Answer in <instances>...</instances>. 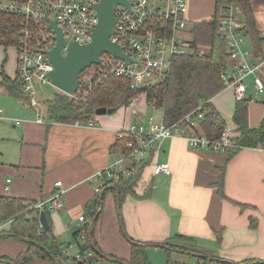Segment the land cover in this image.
Here are the masks:
<instances>
[{"label": "crops", "instance_id": "1", "mask_svg": "<svg viewBox=\"0 0 264 264\" xmlns=\"http://www.w3.org/2000/svg\"><path fill=\"white\" fill-rule=\"evenodd\" d=\"M187 2L192 23L214 13L215 0H202L198 8L190 5L191 0ZM248 3L247 17L252 28L261 33L264 0ZM241 20L245 24L246 16L242 13ZM247 45L253 46L250 36ZM8 48L15 51L13 73L4 69L6 48L0 45V196L22 198L26 202L45 201L57 191L54 183L61 181L63 206L48 213L51 235L61 250L74 242L80 215L90 223L86 206L100 196V214L92 228L95 253H100V257L92 251L91 262L127 263L130 258V243L124 237L127 235L132 240L149 243L145 249L148 259L154 252L160 261L158 250H162L166 264H199L203 256L213 258L214 264L264 263V140L256 147H236L227 152L195 149L179 137L163 139L156 150L149 152L150 157H145L134 194H125L118 204L112 190L101 189L94 195V187L103 184L95 176L124 155L111 150L119 133L144 122L153 110L146 107L143 98L132 106L119 107L112 115L92 116L91 126L86 122L36 123L28 101L10 93L4 81V76L16 78L17 50L15 46ZM258 48L264 76V40ZM233 65L234 61L226 59V67ZM247 87L246 98L252 97L250 101L244 99L247 125L258 128L264 119V93L256 96L253 84ZM210 101L230 129L229 135L236 137L239 131L232 120L236 103L232 89L224 87ZM156 118L161 119L159 112ZM16 120H20L19 124ZM126 162L119 165L121 169L132 165ZM162 162L168 163L170 174H154V165ZM221 170L222 193L218 189ZM175 234L191 237L192 243L189 240L174 243L193 251H166L160 244H152L168 241ZM76 247L68 253L73 255ZM28 248L29 244L20 238L0 237V264H12ZM111 256L126 262L119 263ZM26 264L55 263L48 256L37 255Z\"/></svg>", "mask_w": 264, "mask_h": 264}, {"label": "built area", "instance_id": "2", "mask_svg": "<svg viewBox=\"0 0 264 264\" xmlns=\"http://www.w3.org/2000/svg\"><path fill=\"white\" fill-rule=\"evenodd\" d=\"M100 0H0V12L21 17V30L17 46L16 76L20 81V95L24 97L34 110L35 121L46 123L47 108L42 106V98L37 96L40 90L44 98L52 99L45 89L50 84L48 74L53 70L47 52L56 44L55 31L50 22L62 30L65 39L63 53L69 44L77 42L85 44L91 41L92 33L97 23L94 5ZM128 6L114 5V32L110 40L126 53L130 61L116 58L104 53L100 56V64H92L80 72L78 87L69 95L64 93L74 103H78L92 91L108 75L124 77L129 81L132 90H142L155 82L163 80L169 69L173 57L191 52L193 45L192 22L188 17L187 0H127ZM218 32L224 39L227 60L234 61L232 67H225L220 73L223 85L231 88L234 99L241 101L246 98L248 85L246 80L251 78L256 96L264 93V76L261 75L263 59L255 55L253 48L247 45L248 31L241 20V10L238 4L229 3L220 9L218 17ZM264 37V31L261 32ZM198 53L201 48L196 47ZM51 85V84H50ZM61 92V91H60ZM138 96L131 98L132 106ZM148 108L155 111L153 104ZM1 112V109H0ZM206 112L202 105L196 106L176 121L165 124L162 119L148 115L144 122L131 125L126 131H121L118 137L126 135L129 140L126 146L131 149L116 162L107 165L96 174V178L104 183L107 179L119 180L126 177L132 170V165L120 168L123 161L132 162L147 156L149 151L157 148L160 141L170 138H183L195 149L221 150L232 152L236 145L230 129L224 128L217 139H213L196 127ZM20 120L15 123L19 124ZM81 125L78 120L73 122ZM92 125L91 119L86 121ZM118 166V167H117ZM154 174H170L168 163L162 162L153 167ZM57 191L45 201H28L30 207L51 213L63 206L64 189L61 181L54 183ZM101 186H95L93 193L98 195ZM38 228L43 231L37 215ZM9 223V222H8ZM8 223H6L8 225ZM0 224L1 227L6 225ZM86 221L83 215L78 217V242L85 239ZM77 246V247H76ZM76 247L73 253L75 259H84L86 264H97L89 261L92 250L81 251L73 242L62 250L64 253Z\"/></svg>", "mask_w": 264, "mask_h": 264}, {"label": "trees", "instance_id": "3", "mask_svg": "<svg viewBox=\"0 0 264 264\" xmlns=\"http://www.w3.org/2000/svg\"><path fill=\"white\" fill-rule=\"evenodd\" d=\"M229 3L238 4L241 13L246 16L245 26L252 40L253 51L255 55H259L258 46L260 41L264 40V37L261 36L260 32L252 28V23L249 17H247L249 9L248 0H215L213 15L207 19L192 23L193 45L201 48V53H198L199 49L195 47L191 52L173 57L166 77L159 82L144 87L142 90H132L129 87V81L124 77L108 75L95 85L85 99L78 103H74L63 92H55V96L46 105L48 119L52 122L73 123L75 120H78L80 123H84L92 119L95 109L99 107H123L129 104L130 99L134 95L144 93L145 96L143 97L147 105L146 107L153 104L165 124L176 121L198 105L204 106L206 112L203 118L198 121L196 129L198 132L217 139L225 128V121L218 111L212 107L210 100L217 92L224 88L220 73L226 67L228 54L224 39L218 32V17L220 9ZM20 30L21 17L0 12V45L5 48L17 46ZM204 46H207L206 50L203 49ZM4 81L10 93L20 95V81L17 76L14 80H10L4 76ZM232 120L239 131L238 135L232 138L237 148L256 147L263 142L264 119L258 128H249L247 125V103L245 100L236 101ZM128 140L129 138L126 135L118 137L111 148L112 152L120 154L129 153L131 149L126 146ZM147 155L150 157L149 153ZM144 164L145 157L140 160L133 159L132 170L129 176L126 178L121 177L117 181L107 179L101 185V189L112 190L116 201L120 204L125 194H134L133 187ZM218 180V189L222 193L223 170H221ZM99 199L100 196L95 197L86 206L90 221L96 214L97 220L100 214L101 200ZM38 214L39 211L30 207L28 202L22 198L0 196V223L9 221L7 229L0 231V237H21L31 241V243H28L29 248L12 260V264H26L37 255L48 256L46 251L53 256L55 264H86L84 259H75L72 254L62 252L59 244L51 235L50 225L46 232L39 230ZM46 214L48 217L47 212ZM78 231L77 229L73 233L74 242L78 245V248L81 251L90 249L95 255L100 257V253H95L96 249L94 250V248H96V245L93 237L89 240V223H86V235L82 243L78 242ZM124 237L130 243L128 264H152L148 260L145 250L149 243L132 240L127 235H124ZM182 240H189L190 242L192 238L175 234L168 241L163 243L152 242V244H160L166 251L173 249L193 251L185 245L174 243V241ZM32 242H36L44 249L42 250L39 246H35ZM92 245L94 248H92ZM110 258L119 263L126 262L114 256ZM90 261L93 260L90 259ZM215 262L213 258L205 256L200 258L199 264H214ZM239 264L249 263L242 262Z\"/></svg>", "mask_w": 264, "mask_h": 264}, {"label": "water", "instance_id": "4", "mask_svg": "<svg viewBox=\"0 0 264 264\" xmlns=\"http://www.w3.org/2000/svg\"><path fill=\"white\" fill-rule=\"evenodd\" d=\"M115 4L128 6L127 0H100L99 3L94 5L93 8L96 11L97 23L92 33L91 41L85 44L72 42L69 44L65 53H63L65 39L62 30L56 26L54 21L50 22L51 28L56 33V44L47 52L49 62L53 66V70L48 74V78L50 84L57 90L69 95L73 94L78 87L80 72L92 64H100V56L104 53L110 54L119 59L130 61L128 55L123 53L121 47L109 39L110 35L114 32L113 26L117 22L113 13ZM251 98V95H249L246 100L250 101ZM117 109L118 108L99 107L95 109V114H112ZM96 217L97 214L89 223V240L92 239V228ZM39 222L43 231H48V217L43 210L39 212ZM20 239L26 243H31L28 239L21 237ZM32 243L35 246H39L36 242ZM39 248L42 250L44 249L42 246H39ZM92 248H94L93 245ZM46 253L55 263L53 256L49 254L48 251H46Z\"/></svg>", "mask_w": 264, "mask_h": 264}, {"label": "rangeland", "instance_id": "5", "mask_svg": "<svg viewBox=\"0 0 264 264\" xmlns=\"http://www.w3.org/2000/svg\"><path fill=\"white\" fill-rule=\"evenodd\" d=\"M190 1V0H189ZM201 1L202 0H191V3H190V5L191 6H196L197 8H198V6L199 5H201ZM8 47H10V46H8ZM8 47H6V55H7V59H6V61H5V64L6 65H4L5 67H4V69H6V70H8L9 72H11V73H13V71H14V66H15V64H14V62H15V59H14V49L13 48H8ZM203 49H207V46H204L203 47ZM5 56V55H4ZM246 83H247V85L250 87L251 85H252V83H251V78H249V79H247L246 80ZM45 86V89H46V91H47V93L49 94V96L51 97V98H53L55 95V92H59V90H57L55 87H53L52 85H50V84H45L44 85ZM43 95V93L40 91V90H38V92H37V96L38 97H40V98H42L43 97V99H42V106H46L47 105V103H48V101L49 100H51L50 98L49 99H47L46 100V98H44V96H42ZM134 96H138V99H139V101L141 100V99H143L144 97L143 96H145V94L144 93H140V94H137V95H134ZM133 96V97H134ZM131 100V99H130ZM145 100V99H144ZM46 108V107H45ZM148 113H150L151 111L148 109V111H147ZM112 114H114V113H112ZM112 114H107V115H112ZM151 114H154V116L156 117V115H158V112L157 111H153V112H151L150 113V115ZM102 115V114H101ZM106 115V114H105ZM147 115H149V114H147ZM94 116H97V114H94ZM99 116V115H98ZM47 117H48V113H47ZM51 121V120H50ZM76 121V120H75ZM74 121V122H75ZM126 162V161H125ZM127 163V162H126ZM94 180H95V183H96V179L94 178ZM118 214H120V212L118 211ZM121 229H122V226H121ZM122 231V235L125 233L124 232V229H122L121 230ZM158 251H161V252H159V255H160V257H161V260L160 261H157V255L156 254H154V252H152V253H150V257H151V259L153 260V263L152 264H166L167 263V257L164 255V252L162 251V250H158ZM151 259H148L150 262H151ZM111 262L110 261H108V260H102L101 261V264H110Z\"/></svg>", "mask_w": 264, "mask_h": 264}]
</instances>
